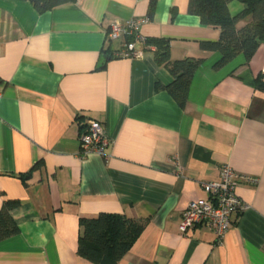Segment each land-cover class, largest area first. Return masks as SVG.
<instances>
[{"label": "crops", "instance_id": "crops-1", "mask_svg": "<svg viewBox=\"0 0 264 264\" xmlns=\"http://www.w3.org/2000/svg\"><path fill=\"white\" fill-rule=\"evenodd\" d=\"M149 3L77 0L39 13L0 0V208L19 203L0 264H93L77 254L79 218L101 212L145 222L118 264H264V42L215 69L219 52L200 42L217 41L219 28L189 14L188 0H155L151 18ZM138 18L139 56L115 57L125 38L109 40L111 24ZM154 38L169 40L171 60L202 59L184 108L156 88L173 77ZM89 118L104 127L102 155L81 153ZM224 164L244 209L220 242L204 225L181 234V214L209 198L202 183Z\"/></svg>", "mask_w": 264, "mask_h": 264}, {"label": "trees", "instance_id": "trees-1", "mask_svg": "<svg viewBox=\"0 0 264 264\" xmlns=\"http://www.w3.org/2000/svg\"><path fill=\"white\" fill-rule=\"evenodd\" d=\"M29 1L42 13L77 0ZM232 1L244 5L238 14L232 15L229 11L228 5ZM154 6L155 0H150L148 18L152 17ZM187 11L198 16L201 24L220 30L217 41L200 42L201 49L219 52L220 58L213 66L215 69L222 68L240 54L249 60L259 44L264 42V0H188ZM247 16L251 20L240 30L237 29L238 22ZM147 43L155 46L156 62L163 65L173 77L167 86L157 83L156 88L165 89L175 102L184 108L193 74L202 59L185 57L171 60L169 40L154 38L147 39ZM109 58L107 56L106 59ZM256 86L264 90L261 76L257 77ZM18 204L15 200H7L0 208V241L19 231L11 214ZM144 223L120 213L101 212L92 217H80L77 254L93 264H118L141 233Z\"/></svg>", "mask_w": 264, "mask_h": 264}, {"label": "built area", "instance_id": "built-area-1", "mask_svg": "<svg viewBox=\"0 0 264 264\" xmlns=\"http://www.w3.org/2000/svg\"><path fill=\"white\" fill-rule=\"evenodd\" d=\"M146 22V18L130 19L126 22L115 21L111 24L106 36L109 40H117L124 37L121 48L114 53L115 57L135 58L139 52L135 49V43L145 38L139 34V25ZM1 97V91H0ZM85 128L80 136L81 153L86 155L90 152L104 154L108 145L104 127L96 119H87ZM239 176L228 165L224 164L219 170L216 181L202 183L208 199L196 198L189 202L181 214L179 230L186 233L198 225H204L213 232L217 242H220L229 230L233 213H240L244 205L236 193ZM250 180V178H247Z\"/></svg>", "mask_w": 264, "mask_h": 264}]
</instances>
